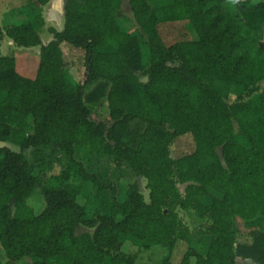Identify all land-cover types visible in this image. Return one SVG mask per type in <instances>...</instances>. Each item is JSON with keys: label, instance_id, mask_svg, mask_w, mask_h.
Here are the masks:
<instances>
[{"label": "trees", "instance_id": "trees-1", "mask_svg": "<svg viewBox=\"0 0 264 264\" xmlns=\"http://www.w3.org/2000/svg\"><path fill=\"white\" fill-rule=\"evenodd\" d=\"M51 1L28 4L40 26ZM125 8L133 32L118 22ZM64 19L46 45L30 23L0 27V264H136L126 243L165 249L158 260L176 264L178 239L188 243L178 264H264V232L241 242V223L264 218V0H66ZM183 21L197 39L166 44L159 25ZM5 37L40 47L35 78L2 55ZM187 134L194 152L172 158ZM47 157L63 162L59 174L35 173ZM106 165L118 174L104 184ZM121 176L133 179L122 191ZM82 180L96 187L85 205ZM178 208L210 220L202 244Z\"/></svg>", "mask_w": 264, "mask_h": 264}, {"label": "rangeland", "instance_id": "rangeland-1", "mask_svg": "<svg viewBox=\"0 0 264 264\" xmlns=\"http://www.w3.org/2000/svg\"><path fill=\"white\" fill-rule=\"evenodd\" d=\"M31 0H0V27H5L7 25H20L24 23L32 24L37 32L40 35L42 40V45L48 44L53 36L50 33V28L61 31L64 27V8L66 0H52L49 4H47L43 8V18L45 20L44 26H40L33 14L28 4ZM125 17L120 18L118 22L121 25V28L126 32H133L138 28L136 24L133 14L127 9H124ZM160 36L163 38L166 44L171 45L180 41H194L197 39V35L192 28V26L187 22H169L162 23L159 25ZM70 46L69 44L63 43L61 45L62 49ZM142 51V60L143 62H147L148 58V50L144 47L145 44H140ZM69 48V47H68ZM67 48V50H69ZM1 53L3 56H10L15 58L16 60V70L17 72L29 79L35 78L37 74V69L40 61V47L34 48H25L17 46L13 43L12 40L5 37L2 46ZM80 51L78 49H74L71 52V61L77 62L79 60ZM70 61V60H69ZM77 70L78 64L74 65ZM78 78L82 77V72L77 74ZM33 133V129L31 124L28 125L27 134L30 135ZM195 150V143L190 134L177 137L174 139L170 146V154L172 158L177 159L185 155L192 154ZM50 157V156H49ZM49 157L45 158L43 168L40 167L38 163H36L35 173L39 174L40 172L49 174H59L63 167L62 161H55L50 163ZM76 159L84 163V165L88 166V161L85 156V153H77ZM105 173L99 174L100 182L107 184L110 182L113 177L117 176L116 169L112 165H106L104 167ZM112 178V179H111ZM133 179H127L126 177L121 176L120 181L117 183L119 185V190L122 191L123 187L126 186L127 183L132 182ZM79 186L82 187L83 193L78 197V202L81 205H85L88 201L87 198L95 197L96 195V187L95 183L80 181ZM139 184L142 189V192L145 198L148 200L149 192L145 188L146 182L144 179H139ZM30 205H32L36 214H39L43 211L46 204L44 201V196L40 189H35L32 197L29 199ZM178 214L181 223L184 225L187 230V235L190 237L191 242H199L202 244V239L204 234L200 233L206 227H208L211 222L207 218H200L195 211L189 210H181L178 208ZM242 226V236L241 242L248 243V237L251 236V233L254 232H264V218L256 219L253 222L241 223ZM85 231H89L85 229ZM182 241V240H181ZM178 239V243L173 250L171 255V261L173 263L178 264L182 257L184 256L186 250L188 249V243L185 241L181 242ZM198 251L203 254L205 250L198 246ZM125 252H137V261L136 264H162L158 259V255H165L167 250L165 249H156L155 250H146L144 248H135L131 246L129 243H126L123 247ZM158 250V251H157ZM160 250V251H159ZM207 252V251H206ZM250 260V261H249ZM194 262V260H192ZM10 264H30V259L25 258L18 262H11ZM237 264H256L251 259H237Z\"/></svg>", "mask_w": 264, "mask_h": 264}, {"label": "water", "instance_id": "water-1", "mask_svg": "<svg viewBox=\"0 0 264 264\" xmlns=\"http://www.w3.org/2000/svg\"><path fill=\"white\" fill-rule=\"evenodd\" d=\"M64 1V0H63ZM236 2H246V1H252V0H235ZM64 15H65V8H64ZM5 143L4 142H1L0 143V148H3L5 147Z\"/></svg>", "mask_w": 264, "mask_h": 264}, {"label": "crops", "instance_id": "crops-1", "mask_svg": "<svg viewBox=\"0 0 264 264\" xmlns=\"http://www.w3.org/2000/svg\"><path fill=\"white\" fill-rule=\"evenodd\" d=\"M250 261V260H249Z\"/></svg>", "mask_w": 264, "mask_h": 264}]
</instances>
